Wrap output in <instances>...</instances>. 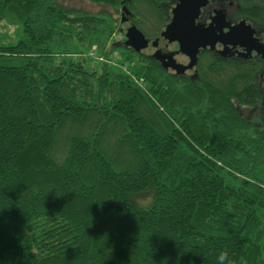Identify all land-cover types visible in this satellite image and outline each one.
<instances>
[{"label":"trees","instance_id":"trees-1","mask_svg":"<svg viewBox=\"0 0 264 264\" xmlns=\"http://www.w3.org/2000/svg\"><path fill=\"white\" fill-rule=\"evenodd\" d=\"M159 1L0 0V264H264V65L166 72Z\"/></svg>","mask_w":264,"mask_h":264},{"label":"flooded vegetation","instance_id":"flooded-vegetation-1","mask_svg":"<svg viewBox=\"0 0 264 264\" xmlns=\"http://www.w3.org/2000/svg\"><path fill=\"white\" fill-rule=\"evenodd\" d=\"M195 1L200 2L201 5L194 17V25L198 28L200 41L206 44L198 47L192 67L184 68L190 63L191 56L180 51L179 41H168L161 34L171 21L173 8L180 0H160L157 3L159 14L163 17V22L158 30L147 32L145 28L141 29L135 24L137 20L142 27L144 26L140 16H133L131 12L123 16L121 14L122 26L120 30L124 35L125 46L133 49L126 44L125 33L129 26L134 24L144 34L148 42L146 47L135 51L151 56L161 68L171 75L188 80H196L202 67L204 68V65L212 59L226 65L248 64L250 69H252V63L259 62L264 65V14L256 15L257 6H261V9L264 10V1ZM252 39H254V46H252ZM153 41H156V45L153 44ZM157 50L160 57L154 56ZM177 67L182 70L180 71ZM250 76L252 79V74Z\"/></svg>","mask_w":264,"mask_h":264},{"label":"water","instance_id":"water-1","mask_svg":"<svg viewBox=\"0 0 264 264\" xmlns=\"http://www.w3.org/2000/svg\"><path fill=\"white\" fill-rule=\"evenodd\" d=\"M199 5H201V3L195 0H180L173 8L171 21L165 26V29L161 33L168 41L178 40L180 51L191 56L190 63L184 66V68L192 67L195 62V53L198 47L206 44L200 41L201 38L198 33V28L194 25V17L198 13ZM129 12L130 11L124 6L121 14L123 16ZM125 35L127 38L126 44L136 51L143 49L148 44L144 34L134 24L129 26ZM253 43L254 39H252V46H254ZM153 44L156 45V41H153ZM154 56L160 57V55H158V50L154 53ZM178 69L180 71L182 70V68Z\"/></svg>","mask_w":264,"mask_h":264},{"label":"rangeland","instance_id":"rangeland-1","mask_svg":"<svg viewBox=\"0 0 264 264\" xmlns=\"http://www.w3.org/2000/svg\"><path fill=\"white\" fill-rule=\"evenodd\" d=\"M260 1H264V0H260ZM155 24H156V20H155ZM2 30H3V27L0 26V31H2ZM123 31H124V29H123ZM120 35H121V33H119V34L118 33H115L111 38H109V40H114V38H118V37H120ZM81 47H82V49H83L84 52L87 51L85 48H83V46H81ZM93 48H95V50H97L95 45H93ZM241 108L248 115H250V114L252 115V113H253V115L256 114V112H255L256 110L253 111L254 107H252L251 105L244 104V105H242ZM250 112H252V113H250ZM67 129H68V132L73 131V130L79 131L81 129V125H80V123H75V122L73 123L72 122L70 124H67ZM57 152H58L57 153V156L60 157L61 156V153H60L61 152V147L58 148ZM58 157H57V159H58ZM261 178L264 181V173L261 174Z\"/></svg>","mask_w":264,"mask_h":264},{"label":"built area","instance_id":"built-area-1","mask_svg":"<svg viewBox=\"0 0 264 264\" xmlns=\"http://www.w3.org/2000/svg\"><path fill=\"white\" fill-rule=\"evenodd\" d=\"M87 55L93 58H96L97 60H104V58L102 56H99L98 54H96V52L94 50H89L87 52Z\"/></svg>","mask_w":264,"mask_h":264}]
</instances>
